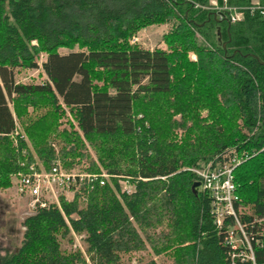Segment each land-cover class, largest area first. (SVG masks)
Instances as JSON below:
<instances>
[{"label": "trees", "instance_id": "16d2710c", "mask_svg": "<svg viewBox=\"0 0 264 264\" xmlns=\"http://www.w3.org/2000/svg\"><path fill=\"white\" fill-rule=\"evenodd\" d=\"M210 1L0 0V191L34 157L44 170L58 159L65 171L110 176L25 216L20 246L0 264H155L149 253L228 264L209 200L184 169L232 148L245 158L233 170L234 210L263 235L254 256L264 263V16L245 10L252 0H214L241 10L229 24ZM165 24L163 48L128 44ZM28 70L42 81L15 80ZM70 231L87 262L68 247Z\"/></svg>", "mask_w": 264, "mask_h": 264}, {"label": "built area", "instance_id": "2783aa9c", "mask_svg": "<svg viewBox=\"0 0 264 264\" xmlns=\"http://www.w3.org/2000/svg\"><path fill=\"white\" fill-rule=\"evenodd\" d=\"M225 1L222 0L223 3ZM209 6L218 19L222 18L220 12L227 11L224 19L229 24L242 19V12L239 9L228 8L225 5L220 7L215 1H210ZM196 7L195 5L194 8ZM245 10L264 16V7L257 2H251ZM137 42L136 36L130 39V44ZM244 159V155H238L232 148L204 165L188 170L195 176L199 191L205 193L209 200L211 224L217 231L222 232V243L227 247L228 264H257L254 250L262 247L260 238L262 234L258 233V237L248 234L246 225L240 223L233 206L236 201L232 180L233 170ZM109 179L110 176L105 172L90 174L65 171L58 160H53L47 170H44L41 164L31 163L26 173L13 175L11 183L16 195L25 201L26 215H31L38 208L49 205H54L59 209V198L70 201L79 190L92 189L94 184L103 186L109 183ZM117 183L121 193L129 195L134 190V186L127 179L118 178ZM256 222L264 224V219ZM253 223H249L251 227Z\"/></svg>", "mask_w": 264, "mask_h": 264}, {"label": "rangeland", "instance_id": "374dc122", "mask_svg": "<svg viewBox=\"0 0 264 264\" xmlns=\"http://www.w3.org/2000/svg\"><path fill=\"white\" fill-rule=\"evenodd\" d=\"M169 28H170V24H165L161 26H149L143 28L134 35L138 38V42L135 44H130V40H129L128 44L137 45L147 50H152L154 48H163V45L161 43V36L165 34ZM59 53L66 54L68 53V51L65 49H61L59 50ZM188 57L190 60L195 59L194 55L191 53H189ZM15 80L22 83L41 82L42 76L39 74L37 70L21 71L18 73V75H15ZM18 132L22 135L19 128H18ZM27 145H28V149L31 151L29 144ZM213 158H210L205 161H200L196 163L194 166L185 168L184 170L188 171L189 169L192 168H198L204 165L205 163H207L209 160H212ZM34 162H36L37 164H41L37 159H35V157H34ZM77 170H78L77 168H74L70 171L79 172ZM100 172H104V171L100 169L99 173ZM196 189H198L199 191L198 187ZM69 198H71V196H69ZM25 216H27L25 201L23 199H20L16 195L10 179L9 188L5 189L4 191H0V259L10 257L20 246L21 235H22V228L20 223ZM69 237L71 239V243L68 247H70V249L72 250L79 251L87 262V259L83 252V245L81 242L82 237L75 235L71 231ZM148 256L155 262V264H171V261L166 256H162V255L153 256L150 253ZM136 260H137V255H133L130 258L132 264H136Z\"/></svg>", "mask_w": 264, "mask_h": 264}, {"label": "water", "instance_id": "95a60500", "mask_svg": "<svg viewBox=\"0 0 264 264\" xmlns=\"http://www.w3.org/2000/svg\"><path fill=\"white\" fill-rule=\"evenodd\" d=\"M218 30H217V34H218ZM219 40V38H218ZM222 47H224V44H222ZM198 187V182H194L192 183L191 187H190V190L193 192V194H196V188Z\"/></svg>", "mask_w": 264, "mask_h": 264}, {"label": "crops", "instance_id": "0c3cea01", "mask_svg": "<svg viewBox=\"0 0 264 264\" xmlns=\"http://www.w3.org/2000/svg\"><path fill=\"white\" fill-rule=\"evenodd\" d=\"M211 1H214V0H211ZM251 2H257L256 0H252Z\"/></svg>", "mask_w": 264, "mask_h": 264}]
</instances>
